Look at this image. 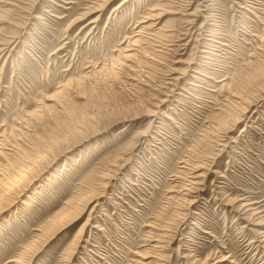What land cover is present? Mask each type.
<instances>
[{"label": "rangeland", "instance_id": "obj_1", "mask_svg": "<svg viewBox=\"0 0 264 264\" xmlns=\"http://www.w3.org/2000/svg\"><path fill=\"white\" fill-rule=\"evenodd\" d=\"M0 16V264H264V0Z\"/></svg>", "mask_w": 264, "mask_h": 264}, {"label": "bare ground", "instance_id": "obj_2", "mask_svg": "<svg viewBox=\"0 0 264 264\" xmlns=\"http://www.w3.org/2000/svg\"><path fill=\"white\" fill-rule=\"evenodd\" d=\"M0 3H5V0L3 1V0H0ZM123 3V2H122ZM121 3V4H122ZM124 3H125V0H124ZM6 5H8V4H6ZM117 8V7H116ZM10 10H5V11H2L3 13H8ZM92 13V12H91ZM1 17V16H0ZM92 22V21H91ZM16 38L17 37H14V36H10L9 37V39L8 40H6L5 41V43H1L0 44V57H3L5 54H7L8 52H9V48L16 42L15 40H16ZM12 50V49H11ZM10 50V51H11ZM123 59H125V57L123 58ZM26 168V167H25ZM27 171V170H26ZM17 177L16 178H12V180H8L7 182H4V183H1V181H0V187H2L3 188V191H7V190H10L12 187H13V185H12V183H19V182H21L20 180H22V178L24 177L21 173L20 174H17L16 175ZM19 178V179H18ZM21 178V179H20ZM17 179V180H16ZM5 180V179H4ZM6 181V180H5ZM30 183V182H29ZM15 187V186H14ZM7 193H9V192H7ZM6 194V193H5ZM5 194H3V195H5ZM0 198H1V196H0ZM2 198H3V196H2ZM244 199V198H243ZM255 202V201H254ZM257 202V201H256ZM255 202V203H256ZM262 202V201H261ZM260 202V203H261ZM264 202V201H263ZM251 203H253V202H251ZM250 203V204H251ZM249 204V203H248ZM249 204V205H250ZM248 205V206H249ZM257 205V204H256ZM241 207H243V209H245V207H246V205H244L243 206V204H242V206ZM258 207V206H257ZM252 210V209H251ZM257 210V209H256ZM263 210V209H262ZM3 211V210H2ZM258 212H259V210H258ZM3 212H0V215L2 214ZM258 214V213H257ZM49 226V225H48ZM12 262V261H11Z\"/></svg>", "mask_w": 264, "mask_h": 264}]
</instances>
